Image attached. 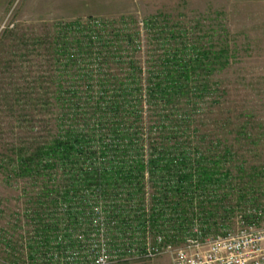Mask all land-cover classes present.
Here are the masks:
<instances>
[{"label":"trees","instance_id":"1","mask_svg":"<svg viewBox=\"0 0 264 264\" xmlns=\"http://www.w3.org/2000/svg\"><path fill=\"white\" fill-rule=\"evenodd\" d=\"M150 26L145 35L140 27L56 29L50 138L0 163L17 191L11 227L53 236L79 223L71 209L91 213L105 202L120 223L149 224L181 244L196 222L217 234L255 197L264 176L225 140L234 133L227 91L212 81L230 65L229 50L207 45L213 37L196 36V27ZM248 125L235 135L255 138Z\"/></svg>","mask_w":264,"mask_h":264},{"label":"rangeland","instance_id":"2","mask_svg":"<svg viewBox=\"0 0 264 264\" xmlns=\"http://www.w3.org/2000/svg\"><path fill=\"white\" fill-rule=\"evenodd\" d=\"M153 22L157 27H196V36L213 37L204 40L207 45L229 50L230 65L212 79L227 91L234 133L224 139L241 149L246 169L264 176V0H0V163L17 149L30 150L50 138V39L56 29L140 27L145 35L144 27ZM148 41H143L139 60L147 58ZM243 123L255 138L235 135ZM5 177L0 170V230L15 222L10 215L17 207V191L7 187ZM249 194L264 205V179ZM100 205L106 214L112 210L111 204ZM11 263L0 242V264ZM122 264L172 261L164 256Z\"/></svg>","mask_w":264,"mask_h":264},{"label":"built area","instance_id":"3","mask_svg":"<svg viewBox=\"0 0 264 264\" xmlns=\"http://www.w3.org/2000/svg\"><path fill=\"white\" fill-rule=\"evenodd\" d=\"M256 200L236 207L217 234L204 233L196 222L181 244L149 224L120 223L100 206L91 213L71 209L81 213L79 223L49 237L35 235L32 226L9 225L0 230V242L11 264H122L164 256L172 264H264V205Z\"/></svg>","mask_w":264,"mask_h":264}]
</instances>
